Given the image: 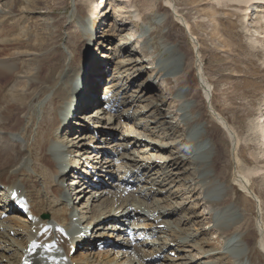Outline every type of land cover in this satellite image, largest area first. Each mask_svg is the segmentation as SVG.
I'll return each instance as SVG.
<instances>
[{
  "label": "rangeland",
  "instance_id": "rangeland-1",
  "mask_svg": "<svg viewBox=\"0 0 264 264\" xmlns=\"http://www.w3.org/2000/svg\"><path fill=\"white\" fill-rule=\"evenodd\" d=\"M122 1L112 0L110 3L107 0L104 3L103 0H0V10H2L0 11V59L12 64L8 71L0 70V132L4 135L5 132L13 133L17 135L18 139L23 136L20 141L26 145V148H28L27 146L31 147L36 135L38 137L48 135L49 129L55 121L52 120L50 123L45 119L43 121L37 119L39 112L38 114L35 112L40 107L41 91L44 89V85H40V83L44 78L48 76V80L52 79L64 65L71 64L73 55H77L75 65L80 63L82 76L86 72L83 68H88L89 65L90 67L98 65V58H94L96 53L101 56L115 55L117 51L115 52L113 49H119L121 38L133 35L129 40L130 45L122 47L123 53L116 58L120 61H136V65L131 71L126 72L125 75L122 74V81H126L129 74H137L136 70L143 72L136 82L129 86L127 83L125 90L126 97L138 96L140 98L143 96L140 91L144 87H148V92H144L143 101L134 102L130 108L133 120L137 119V121L134 123L129 119L115 120L112 125L102 124L98 129V126L93 128L94 120L86 119L102 105L100 98L104 88L113 80L106 76L100 84H97L99 88L96 94L97 97L100 96V105H93L87 111L81 108L79 112L78 110L70 112L72 123H78L74 129L85 127V129L100 131L96 133L95 138L100 139L105 135L112 150L117 145L128 144L123 142V136L130 133L129 129L133 128L144 137L147 135L144 128L150 129L148 137L152 142L166 145L161 147L167 149L166 153H159L155 148L150 151V148L138 144L128 146L126 149L121 148L120 156L110 157L115 160V164L113 162L115 167L109 168L108 171L112 172L111 177L113 176L115 183L108 181L109 177H104L103 172H96L104 179V184L114 185L119 182L122 173L117 171L118 167L125 163L128 157L135 161L145 158L144 160L147 162H152L157 157L160 160H156V162H162L161 158L168 159L169 162L173 157H183L189 150L192 151L196 147L198 140H189V133L183 125L185 122L175 124L172 121L179 107L175 100L178 94L177 86L170 75L176 65L171 64L168 68L169 71L168 69L162 71V78L152 69L153 65L155 67L158 64L160 55L167 58L170 48L174 47L181 57L180 66L183 71L179 85L184 86L189 94L193 104V110L190 112L196 111L199 121L205 125L206 141H202L203 143L200 141V144H204L208 149L211 148L213 156L208 164L204 162L196 166L190 162H181L178 166L171 167L172 170L169 165V174L166 178L160 176L163 171L158 168L153 170L150 179L145 178L151 184H155V187L157 186L156 188L160 189L162 193L145 197L147 200H143L147 204V208H145L144 214L139 213L140 221L136 218L135 221L126 225L129 224L130 229L135 228V231L138 228L141 231L147 229L146 234H154L151 241L153 243L146 245V252L150 255L156 254L155 249L159 250L164 246V242H169L171 239L169 231L173 229L178 231L176 235L181 237L180 239H186L185 236L190 238H188L185 247L166 245L168 248L166 246L163 248L165 253L163 250H159L158 254L151 256L150 259L144 258L142 264L143 262L144 264H188V258L191 261L193 257L197 258L193 259L191 264H264V254L259 249L258 231V222L264 227V172L249 178L250 181L252 180L249 189L259 202L243 193L234 181L235 174L241 173L244 167L253 168L255 166L253 157L259 151L258 146H255L253 142L254 138L250 129L260 114L264 115V48H262L264 47V39H262L264 37V4L252 3L240 7L226 0H222V2H219L220 0H131L134 9L140 15L138 21H133L131 13L120 14L119 8L114 9L116 6H125ZM167 3L172 4L177 12L175 17L170 14V10L166 7ZM257 5L258 12L255 13ZM158 16L163 17L160 18L161 23L158 22ZM84 20L89 30L91 28V31L100 37L99 40L87 41L82 36H78L80 34L78 30L81 26L83 27ZM184 24L188 25L190 34L197 44L196 47H194V40L192 41L185 33ZM111 26H117L120 30L116 29L113 33L114 30L111 29ZM144 26L153 29L152 42L155 45V50H152L146 41L137 44V35L141 33ZM257 40L260 43L257 44L255 42ZM165 44L166 52L161 46ZM195 53L199 62L195 59ZM107 66L106 64L104 69ZM14 69L20 72L17 78L13 76ZM198 69H200L204 83L211 90L212 110L220 114L237 135L239 145L234 154L239 158L238 166L231 160L233 143L230 137L205 110L201 84L196 77ZM88 81L90 89L92 80L86 79V85ZM128 81L131 82L129 79ZM14 83L26 88L23 89L22 95L27 96L25 103L28 104V112L31 115L23 116L22 123L13 122L20 115L15 110L7 112L8 114L5 115V95L11 92V86ZM83 85L84 80L77 78V86L73 91L75 101L83 94ZM155 102L159 103L161 108V112L156 115L153 109L149 108V105H152L150 103ZM46 113L48 114V111ZM75 117L77 118L75 119ZM164 117L167 122L173 123V128L167 125L162 128L161 120ZM140 123L142 125L137 128ZM19 127H21L20 131ZM66 132L67 129L61 131V140L72 138V135L69 133L66 135ZM73 134L79 136L80 132L74 131ZM135 139L144 141L140 138ZM82 142L88 143L89 141L84 139ZM95 145L96 143L92 145L93 149L89 150L90 154L96 155V152L104 150V145L99 146L101 149H96ZM111 149L108 148L106 152H112ZM31 153L34 156L33 150ZM76 153L74 152L73 155ZM69 157L71 160L70 158L68 160L72 164L64 177L63 185L72 189L74 186L70 187L68 184L72 181V177H76L74 167L77 166L80 169V165L75 163L77 162L76 157L72 155ZM105 157V155L102 156V158ZM148 158H152L151 161H148ZM38 160L34 157L28 164L29 170L33 163L38 164ZM128 163L130 164L132 161H128ZM258 166L261 167L263 164ZM37 167L41 168L39 165ZM195 168L200 170L197 172ZM209 170L214 177L217 174L219 176L213 185L206 187L201 185L199 179L203 177L205 171ZM193 171L197 173L193 175ZM81 172H84V169L81 168ZM29 173L31 172L29 171ZM101 177L97 178V182L93 180L95 179L94 175L89 177L91 183L99 188L95 189L93 186L87 188L91 193H99L101 189H104L100 187ZM139 177L144 178L145 175ZM195 180L200 183H195ZM41 183L40 180L37 182L33 180L27 185L32 189L38 188ZM134 187L131 189L132 192L129 190L127 192L137 193L138 196L148 194L145 188L149 187V184L142 183L140 186ZM108 189L110 192H114L112 188ZM192 190L193 192H191ZM50 192L54 196L57 193L56 188L50 187ZM161 201L163 205L171 203L175 207L173 209L176 212L173 216H163L159 221L171 223V227L167 226L166 228L165 224L159 225V222L154 223L144 217V215H151L154 202L158 204ZM72 202L74 208L82 210L81 205L77 203L76 196H73L71 205ZM97 203V206L100 204V207L93 208L95 214L104 208V204L100 201ZM90 208L92 209V207ZM2 211V204H0V213ZM42 214L44 212L37 217L40 221H42L40 218ZM44 215L50 216L48 213ZM77 215L80 217L82 214L77 213ZM13 216L14 213H6L0 218V221L13 219ZM18 216L25 222L27 221L19 214ZM32 217L35 219V216ZM141 223L142 225H140ZM101 224H103L102 227H105L108 222L101 220L89 224V231L94 238H98L95 236V228ZM150 224L152 226H145ZM133 225H137V227ZM215 226L217 227L215 228ZM22 231L25 234V230L22 229ZM119 232L121 233L122 230ZM119 235L116 232L111 236L101 235L99 238L102 241L111 239L117 247L98 251L97 247L90 246V250L101 255H106V250L112 251L111 259H114L115 262H123L125 259L122 260V253H125L126 250L118 248L123 237L122 234ZM7 236V241H10L9 244L13 248H15V243L22 244L27 238L26 234L14 237L15 235L10 233ZM85 250V248L81 250L79 243V247L72 251L70 256L76 259V256L84 254ZM79 252L82 253L79 254Z\"/></svg>",
  "mask_w": 264,
  "mask_h": 264
},
{
  "label": "bare ground",
  "instance_id": "bare-ground-1",
  "mask_svg": "<svg viewBox=\"0 0 264 264\" xmlns=\"http://www.w3.org/2000/svg\"><path fill=\"white\" fill-rule=\"evenodd\" d=\"M103 1L104 3L107 2V0H103ZM108 1L110 3L112 2V0H108ZM226 1L237 4V6L239 5L240 7L241 5H249L252 3L259 5L264 4V0H226ZM122 2L125 3L124 4L125 6H120V7L116 6L114 9L119 8L120 14H122L123 12L131 13V17L133 21H138L140 15L134 9L131 0H125ZM219 2H222V0H220ZM166 7L170 10V14L175 17V14L177 12H175V9L172 6V4L167 3ZM257 8L258 5L254 10L255 13L258 12ZM158 18H159L158 22L161 23L160 18L162 19L163 17L158 16ZM83 23H84L83 24L84 28L81 26V28L78 30L80 33L78 36L79 37L82 36L83 39H86L87 41H92L93 39L99 40L100 37H97L96 34L91 31V28L89 30V27L85 22V20L83 21ZM183 28H185V33L193 41L194 38L190 34L191 32L189 31L188 25L184 24ZM111 29L114 30L112 31L114 33L115 30L118 28L117 26H111ZM152 30L153 29L150 28L149 26L147 27L144 26L141 30V33L137 35L136 38L137 44L141 41L142 42L146 41L147 44L150 45L151 49L155 50L156 49L155 45L152 42L153 41ZM132 36L133 35H129V37L121 38L120 41L121 46L119 47V49L116 48L113 49V51L115 52L117 51L115 55L101 56L98 55V53H96L94 58L95 57L98 58L97 60L98 65L94 67H90L89 65L88 68L87 67L83 68V70H86V72L85 74H82V76H81L82 67L80 66V63L78 65H75V61H77V55H73L71 64L64 65L59 72H56L57 74H54L52 79L48 80L47 79L48 76L44 78L42 83H40V85H44V89L41 91L42 99L39 102L40 107L38 110H35V112H37V114L39 112V114L37 115V119H40L42 121L45 119L50 123L52 122V120L55 121L51 129H49L48 135L41 137H38V135H36V137L33 139L31 147L27 146L28 148H26V145H24V143L20 141L22 140L21 138L23 136H21L18 139L17 135L13 133L5 132L4 135L0 132V204H2V208H3L2 213H0V218L4 216L6 213H12V214L15 213L13 219L10 218V219H5L4 221H0V264H20L21 258L25 255L26 253L25 251L28 248L29 243L32 241H34L35 243L31 245L30 252L27 256V260H31L32 264H96V262L97 264H142V260L144 258L150 259L151 256L157 255L159 250H163L164 251L163 253H165V250L163 248L166 245L167 246L173 245V246H177L178 248H182L185 247V244L188 242V238H190L189 236H185L186 239L184 238L180 239L181 237H178V235H176L178 234V231L174 229L170 231L168 230L170 233L169 235L171 237L169 242H164L163 243L164 246L161 247L159 250H156L154 248L155 250L154 249L153 250L155 251L156 254L150 255L145 250L147 242L144 244H140V246L133 247L131 244L132 242H130L127 238L122 237L121 243L118 244V248H121L120 250H126L125 253H122V260L125 259L123 262L121 261L115 262L114 259H111L112 251L106 250L105 251L106 255H101L95 252L93 253V251L90 250V246H94L96 248L101 242H103L102 239H99L101 235L106 234L111 236L116 232L120 235L124 234L123 230L127 228V226L129 225L126 224L130 223L131 221H135V218L140 220V216H138L139 213H143V214L145 213V208H147L146 207L147 204L143 199H146L145 197H147L148 195L152 197V196H156L157 193H162L160 189L156 188L157 186L155 187V184H151L150 181L148 182L145 179V178L150 179L151 173L155 168H158L161 171H163V173H160L161 174L160 176L166 178L168 177L167 175L169 174L168 172L169 165L170 168L171 167L173 168L174 166H178L181 162L183 163L190 162L191 164H194L196 166L197 164L204 162L208 164V162L211 159V156H213L211 148L208 149V147L205 146L204 144H200L202 141H206L205 139L206 136L204 134L205 125L203 124V122L199 121L198 114L196 113V111L192 113L190 112L191 110H193L192 109L193 104L191 103L189 94L184 86L179 85L180 83L179 81L182 79V72H183L181 71L182 66H180L181 57L178 55L176 49L174 47H171L169 50L170 54L167 58H163V55H160L159 58L160 63L158 62V64L155 67H153L154 65L151 66L152 69H154L157 72L158 76L162 78L163 76L161 75L162 71L164 72L165 69H168L171 64L176 65V68L174 70H171L170 75L173 77V81L176 83L177 86L178 94L175 97V100L179 104V107L177 108L175 118L172 121L175 124L185 122L183 125L185 126L186 131H188L189 133V140L192 141L198 140L196 141L197 142L196 147L192 151L189 150V152L186 153L183 157L182 156L173 157L172 160H170L169 162L168 159L166 160L164 158H161L162 162H156V160H160L159 157L155 158V160L152 162H147V160H144L145 158L141 159L140 161H135L128 157L125 163L120 164L119 167L116 166L119 168L117 171H119V173L121 172L122 176L120 177L119 182L114 185H111L109 183L104 184L103 182L104 179L99 175V173H96V172H103V174L105 175L104 177H109L108 181H114L115 183V179L113 178V176L111 177V175H113L112 172L110 173L108 171L109 168L115 167L113 165V162L115 164V160L113 158L111 159L110 157L112 156L116 157L118 155L120 156L121 148L126 149V147L128 148V146H135L136 144H138L140 146L143 145L145 148L148 149L150 148L151 149L150 151H152L153 148H155V150H158L159 153L160 152L166 153L167 151V149L161 148L166 146L164 143H153L152 140L148 137V133L150 129L146 130V128H144L145 132L147 133L145 137L142 136V134L137 133L136 130H133L134 128L132 130L129 129L130 133L128 132L126 136H123V142L125 141L128 144L117 145L115 146V149L112 150L111 147H109L108 145L109 142L105 139L106 138L105 135H103L104 137H101L100 139L95 138L96 133L100 131L85 129V127L80 129H74V127L78 126V123L77 122L72 123L71 121V116H70L71 110H75V111L78 110L79 112V110L82 108V110L87 111V109L89 107H92L93 105L96 106L100 105L101 103L100 100L102 101V99L100 98L99 100L100 96L97 97L96 93L98 92V88H99V85L97 84H100V82L106 76H108V78L110 77V80L113 79L108 84V86H106L103 92L104 97L110 94V96L107 98L108 102L102 101L101 107L97 108L92 113V115H89V117H86V119L94 120L92 122L94 124L93 128L94 127L96 128L98 126L97 127L98 129L101 128L102 124H106L107 126L112 125L115 120L120 121L121 119H129L134 123L137 121V119L133 120V115L130 112L131 111L130 108L132 107L134 102L143 101V98H145L144 92L145 93L148 92V87H144L142 91H140V93L143 94V96L140 98L138 96L126 97L125 90L127 89V86H129L133 82H136L137 81L136 79L141 77V74L143 72L140 70H136V72H138L137 74L135 75L129 74L126 78V81H122L121 80L122 74L125 75L126 72L131 71V69H133V67L136 65L135 64L136 61L135 60L120 61L117 60L116 58L118 55H121V53H123V48L130 45L129 40H131ZM259 39L261 40V38ZM262 39H264V37ZM255 42L257 44L260 43V41L258 40ZM193 43L195 44L194 47H196L197 44L195 40L193 41ZM161 46L164 49L163 51L166 52L167 51L166 44ZM195 59L197 62H199L196 53H195ZM106 64L108 66L104 69V66ZM11 65L12 64H8L7 62H5L4 59H0V70L8 71ZM92 68H95V70H92ZM19 73L20 72L14 69L13 76L17 78ZM196 77L199 83L201 84V89H202L201 95L203 96L205 110L214 118L216 123L230 137V140L233 143L232 145L233 154L231 156V160L238 166L240 164L239 158L236 154H234L238 150V145H239L237 140V135L235 134L229 123L220 114L212 110L211 90L208 87V85L204 83L200 73V69L197 70ZM77 78H82L84 80V85H83V94L80 95L78 99L76 98L75 101L73 91L77 86ZM86 79L92 80L90 89L88 88L90 82L88 81L86 85L85 83ZM128 79L131 80V82H129ZM127 83L128 85L126 86ZM23 89L26 88L22 86H18L17 83H14L11 86V92L5 95V115L8 114L7 112H12V110L17 111L20 114L16 119L13 120V122L15 123H22L23 120L21 121V119H23V116L27 117L26 115L28 116L31 115V113L29 114L28 112L29 109L28 104L25 103L26 102L25 99L27 98V96L22 95ZM110 97L111 99H115L116 101H119V107L115 114L111 110L106 108L107 107L106 105L110 103ZM150 104L152 105H149L150 106L149 108L153 109L155 115L161 112V108L158 105L159 103L155 102ZM47 111L48 114L46 113ZM143 113H145V111H143ZM76 118L77 117H75V119ZM263 118L264 115L260 114V116L258 117L257 120H255V122L253 123L250 129L251 134L253 135L254 138L253 142L255 146L256 145L258 146V150H259L258 153L253 157V162L255 163V166L253 168L244 167L241 173L235 174L234 176L235 177L234 181L236 182V185L239 187V189L246 195L253 197V199L255 200H257L256 196L252 194V192L249 189L250 182L252 181V180L250 181L249 178L255 177L256 175L264 172V119ZM161 122L163 124L162 128L164 127V125H167L170 128L174 127L173 123L167 122L166 117L162 118ZM141 125L142 124L140 123V125H138L137 128H139ZM158 127L157 129H159ZM66 129H67L66 135L69 133L70 135H72V138L71 139L63 138L61 140L60 139L61 131L63 132ZM20 130L21 127H19V131ZM74 131L76 133L80 132V135L76 136V134H73ZM1 136H3V138H1ZM135 138L144 139V141L142 140L139 141L136 140ZM84 139L86 141L88 140L89 142L83 143L82 141ZM94 143H96L95 145L96 149H101L99 148V146L101 147L104 145L103 146L104 150L101 152L93 151L96 152V155L90 154L89 150L91 148L93 149L92 145ZM98 144H102V145H98ZM108 148H110L112 152L110 153L106 152ZM32 150L34 151V156L31 153ZM74 152L77 153L73 155ZM71 155L77 158V162L75 163L80 165V169H78L77 166L74 167L75 169L74 172L76 177L74 178L72 177V181L68 184V186L70 187L74 186V188L69 189L64 187L63 182L65 175L67 174L68 170L71 168L72 163L70 164L71 158L69 157ZM103 155H105L106 157L102 158ZM123 156H121V158ZM34 157L36 160L39 159L37 161L38 164L36 165L35 163H33L29 170L28 164H30V162L34 159ZM68 158H70V160H68ZM151 159L152 158H148V161H151ZM128 161H132V163L129 164ZM259 164H263V166L260 167L258 166ZM38 165L41 166L40 169L37 167ZM81 168L84 169V172H81ZM172 168L170 170H172ZM195 170H197L198 172V170L200 169L195 168ZM29 171L31 173H29ZM197 172L193 171L192 174L194 175ZM85 173L87 174L85 175ZM91 175L92 176L94 175L95 178L98 177L102 178L100 187L104 189H101L99 193H91L87 189L93 186L91 180H89V177H91ZM141 175L143 176L145 175V177L144 178L139 177ZM218 176L219 174H217L216 177L211 175L210 170L205 171L203 177H201L202 179L200 178L201 180L199 179V181H201V185L209 187L214 184L216 179H218ZM33 180L34 182L40 180L42 183L38 185L39 186L38 188L31 189L27 185V183L28 182L31 183ZM197 182L198 181L195 180V183ZM142 183L149 184V187L145 188L148 194H140L141 196H138L136 195L137 193L127 192L128 186L130 185L140 186V184ZM189 183L190 180L188 184ZM50 187L56 188L57 193L54 196L51 195ZM108 188H112L114 192H110ZM154 190L155 192L153 193ZM11 192L14 195L19 194L18 203H21L24 206V208L28 210L31 216H35L34 222H30V221L28 223L27 221L25 222L18 216V212L12 209V207L10 206L11 202L8 201V197H7V195L11 194ZM191 192H193V190ZM87 194H89L90 196ZM73 196H76V198L78 199L77 203L81 205L82 210L80 209L77 210L76 208H74L73 202L71 205ZM98 201L104 204V208L102 211L95 214L93 213V208L97 206ZM207 201L209 200L207 199ZM256 202L259 201L257 200ZM99 205L97 206L98 208L100 207ZM153 206L154 209L151 211V215L150 216L144 215V217L150 219V221L154 223L159 222L163 218V216L171 217L176 212L175 209H173L175 208L174 205H172L171 203L163 205L162 201L158 202V204L154 202ZM90 207H92V209ZM133 207H135V209H132ZM139 208L141 211L139 210ZM42 212L50 213L51 218L47 220L42 219V221H40L39 218L37 217ZM77 213L82 215L79 217ZM101 220L104 222H108V224L105 227H102L103 224L96 227L95 236H97L98 238H94V236L89 231L88 228L90 227L89 224L91 222H97ZM6 221L7 223L5 224ZM158 224L159 225L165 224L166 228L167 226L171 227V223L168 222L166 223L159 222ZM133 226L137 227V225H133ZM145 226H152V225L150 224ZM216 227L217 226H215V228ZM61 228H63L67 232V235L69 237L68 241L65 240ZM22 229L25 230L24 232L27 236L26 240L23 241L22 244L15 243V248L11 247V244H9L10 241L9 240L7 241V237H8L7 234L13 233V235H15L14 237L19 235L23 236L25 234L23 233ZM39 229H43V230L37 236V232L39 231ZM139 229L140 228L136 229V232L133 233L140 235L146 234V231H141ZM120 230H122L121 233L119 232ZM258 231L260 238L259 249L264 254V227L260 225L259 222H258ZM80 234H82V236L80 238H76ZM79 243L81 250H84V248L86 250L84 254L82 252H79V254L81 253L82 254L80 256H76V259H74L70 256V253L71 251L76 250V248L79 246ZM167 246L166 248H168ZM108 247L113 248L117 246L113 244L112 246L110 245ZM193 247L196 248V246ZM195 258L197 257H193L191 261ZM92 259L93 261H91ZM191 261L188 258L187 261L188 264H191L190 263Z\"/></svg>",
  "mask_w": 264,
  "mask_h": 264
}]
</instances>
